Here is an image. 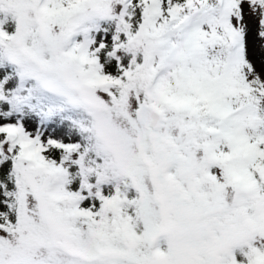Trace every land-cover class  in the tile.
<instances>
[{
    "label": "snow or ice",
    "instance_id": "1",
    "mask_svg": "<svg viewBox=\"0 0 264 264\" xmlns=\"http://www.w3.org/2000/svg\"><path fill=\"white\" fill-rule=\"evenodd\" d=\"M0 264H264V0H0Z\"/></svg>",
    "mask_w": 264,
    "mask_h": 264
},
{
    "label": "rangeland",
    "instance_id": "2",
    "mask_svg": "<svg viewBox=\"0 0 264 264\" xmlns=\"http://www.w3.org/2000/svg\"><path fill=\"white\" fill-rule=\"evenodd\" d=\"M257 55H258V52H257Z\"/></svg>",
    "mask_w": 264,
    "mask_h": 264
}]
</instances>
